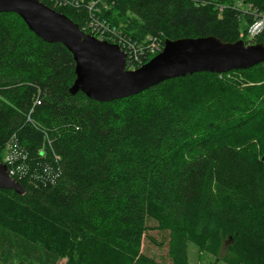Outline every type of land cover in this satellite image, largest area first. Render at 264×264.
<instances>
[{"label": "trees", "instance_id": "obj_1", "mask_svg": "<svg viewBox=\"0 0 264 264\" xmlns=\"http://www.w3.org/2000/svg\"><path fill=\"white\" fill-rule=\"evenodd\" d=\"M239 2L264 14V0H102L96 16L136 45L234 43L252 22ZM42 3L80 29L89 20L86 6ZM243 41L264 44V32ZM74 67L62 44L0 13V159L10 143L22 153L13 179L24 189H0V228L68 264H163L142 250L153 221L170 264H189V244L264 264V162L249 149L264 141V62L102 103L69 93Z\"/></svg>", "mask_w": 264, "mask_h": 264}, {"label": "water", "instance_id": "obj_2", "mask_svg": "<svg viewBox=\"0 0 264 264\" xmlns=\"http://www.w3.org/2000/svg\"><path fill=\"white\" fill-rule=\"evenodd\" d=\"M4 12L18 15L44 42L62 44L75 63V79L69 93L81 92L99 103L137 95L194 73L222 74L264 62V44L245 45L242 40L227 43L208 36L165 40L161 52L136 70H127L125 53L117 45L85 34L68 17L40 0H0V13ZM0 189L24 194L23 187L10 177L1 162Z\"/></svg>", "mask_w": 264, "mask_h": 264}, {"label": "built area", "instance_id": "obj_3", "mask_svg": "<svg viewBox=\"0 0 264 264\" xmlns=\"http://www.w3.org/2000/svg\"><path fill=\"white\" fill-rule=\"evenodd\" d=\"M42 2V0H40ZM48 1L54 7L71 6L78 8L86 6L89 13V20L85 23L84 28L81 29L85 34L94 36L95 38L117 45L126 56V69L136 70L142 64V57L145 55H156L163 49L161 40L154 38H147V43L136 45L131 41V38L122 34V32L111 26L105 20L96 16L97 3L102 0H44ZM235 8L239 10L240 15H250L252 22L244 28L240 37L245 41H251L264 32V14L258 13L251 7H247L242 3H237ZM249 45V44H248ZM4 156L0 159L1 163L7 166L8 174L11 178L21 171L20 165H15V159L21 158L22 153L12 143L7 144L4 149Z\"/></svg>", "mask_w": 264, "mask_h": 264}, {"label": "rangeland", "instance_id": "obj_4", "mask_svg": "<svg viewBox=\"0 0 264 264\" xmlns=\"http://www.w3.org/2000/svg\"><path fill=\"white\" fill-rule=\"evenodd\" d=\"M243 30L244 24H242L240 34H242ZM251 137L253 136L249 134L247 140H256V138ZM263 142L256 141V145L248 143L252 145L249 149L251 151L254 150L261 159L264 156L261 154ZM3 156L4 154L2 153L1 158ZM262 161L264 162V160ZM148 225L151 226V229L144 236L143 252L158 262L170 264L167 255V234L152 228L155 226L153 221H149ZM187 254L189 264H235V259L226 252V245L220 248L216 257L209 255L193 244L188 245ZM0 264H68V262L66 258L54 255L50 249L29 243L17 235L0 228Z\"/></svg>", "mask_w": 264, "mask_h": 264}]
</instances>
